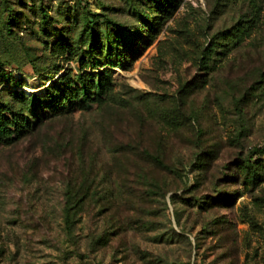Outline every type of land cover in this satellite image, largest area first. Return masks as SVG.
<instances>
[{
    "label": "rangeland",
    "instance_id": "obj_1",
    "mask_svg": "<svg viewBox=\"0 0 264 264\" xmlns=\"http://www.w3.org/2000/svg\"><path fill=\"white\" fill-rule=\"evenodd\" d=\"M52 84L0 141V264H264V0H0V97Z\"/></svg>",
    "mask_w": 264,
    "mask_h": 264
},
{
    "label": "trees",
    "instance_id": "obj_2",
    "mask_svg": "<svg viewBox=\"0 0 264 264\" xmlns=\"http://www.w3.org/2000/svg\"><path fill=\"white\" fill-rule=\"evenodd\" d=\"M75 6L80 0H69ZM156 4L160 7L162 4L160 2H156ZM97 17V16H95ZM132 34V33H130ZM128 40V35L126 34ZM108 72L101 73L98 75L97 84L94 82L92 83V87L96 89V94L98 97L103 96L106 91V81L110 77L107 75ZM81 86L78 87V93L80 97L83 99H87L89 97L90 88L87 86L86 83V76L79 77ZM57 84H52L48 87L42 97L39 94H31L30 96L26 95L22 90L11 92L13 98H18L25 106H27L25 113H19L16 110L15 101L10 103L5 101L2 97H0V141H5L6 143H10L16 141L23 137L26 133L32 131L34 128L40 126L42 122L47 118L44 115H40L38 113L39 108L42 106L46 109H49V112L52 114H59L60 107L55 103V96L57 95ZM63 108H66L64 106ZM55 115V116H56ZM153 160L157 163H160V160L156 157H153ZM83 196H88V189L84 186H80L76 189L71 184L67 187V192L65 194V214H66V222L68 226L71 227V214L72 212L77 209L76 206L80 205L81 201L85 198ZM79 199V200H78ZM77 206V207H78Z\"/></svg>",
    "mask_w": 264,
    "mask_h": 264
}]
</instances>
